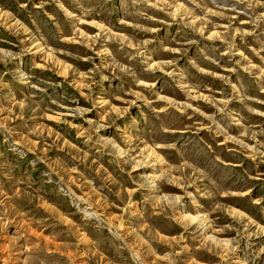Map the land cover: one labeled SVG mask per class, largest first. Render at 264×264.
Instances as JSON below:
<instances>
[{"label": "rangeland", "instance_id": "rangeland-1", "mask_svg": "<svg viewBox=\"0 0 264 264\" xmlns=\"http://www.w3.org/2000/svg\"><path fill=\"white\" fill-rule=\"evenodd\" d=\"M0 264H264V0H0Z\"/></svg>", "mask_w": 264, "mask_h": 264}]
</instances>
